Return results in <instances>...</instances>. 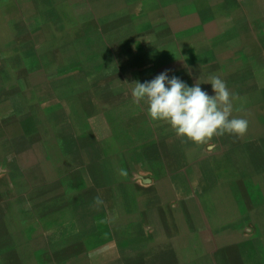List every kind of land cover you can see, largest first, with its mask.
Listing matches in <instances>:
<instances>
[{
	"label": "crops",
	"instance_id": "0c3cea01",
	"mask_svg": "<svg viewBox=\"0 0 264 264\" xmlns=\"http://www.w3.org/2000/svg\"><path fill=\"white\" fill-rule=\"evenodd\" d=\"M0 2L28 30L0 70V264H264V0ZM163 72L225 81L247 133L152 121L131 84Z\"/></svg>",
	"mask_w": 264,
	"mask_h": 264
},
{
	"label": "clouds",
	"instance_id": "9594fccd",
	"mask_svg": "<svg viewBox=\"0 0 264 264\" xmlns=\"http://www.w3.org/2000/svg\"><path fill=\"white\" fill-rule=\"evenodd\" d=\"M205 83L211 84L215 95L202 90L199 82L190 87L163 72L151 81L132 83L131 95L134 103L146 104L152 121L169 125L183 142L204 145L226 134L244 136L249 122L233 116L235 94L218 76H211ZM95 200L102 203L99 197Z\"/></svg>",
	"mask_w": 264,
	"mask_h": 264
},
{
	"label": "rangeland",
	"instance_id": "374dc122",
	"mask_svg": "<svg viewBox=\"0 0 264 264\" xmlns=\"http://www.w3.org/2000/svg\"><path fill=\"white\" fill-rule=\"evenodd\" d=\"M2 6L0 2V70L9 68L17 71L20 70L22 64L20 58L22 48L18 35L27 33L28 30H24L19 23L12 22V16L4 13ZM9 43H12V48H8ZM9 65H13V67ZM36 112L35 110H30V116L36 117Z\"/></svg>",
	"mask_w": 264,
	"mask_h": 264
}]
</instances>
